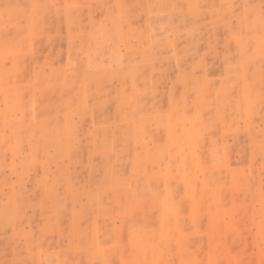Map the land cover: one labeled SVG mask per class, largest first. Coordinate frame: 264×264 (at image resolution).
Masks as SVG:
<instances>
[{
	"label": "rangeland",
	"instance_id": "rangeland-1",
	"mask_svg": "<svg viewBox=\"0 0 264 264\" xmlns=\"http://www.w3.org/2000/svg\"><path fill=\"white\" fill-rule=\"evenodd\" d=\"M3 80L0 264H264V0H0Z\"/></svg>",
	"mask_w": 264,
	"mask_h": 264
},
{
	"label": "crops",
	"instance_id": "crops-1",
	"mask_svg": "<svg viewBox=\"0 0 264 264\" xmlns=\"http://www.w3.org/2000/svg\"><path fill=\"white\" fill-rule=\"evenodd\" d=\"M99 68H101L100 65H97L96 66V69H99ZM135 70L136 69L130 71V73L136 75ZM7 82H5L4 80L3 81H0V88L2 89V87L4 86V83H7ZM132 93L135 94L136 91L134 90ZM39 97H41V95H39ZM27 99H29V101L31 100V103L32 104H35L36 103V99L34 98V95H32V96L29 95V97L26 96L25 99H23V101H25ZM16 106L17 105L13 104V111L15 110V107ZM188 106L189 105H188L187 101L184 100L183 101L184 114L181 115V118H182L181 120H178L177 118H174V117H171V116L169 117L170 118V121H171V124H169L167 126V128H166V130H167L166 138L169 139L170 142L174 141L173 142V146L174 147H178L179 150H183L184 152L187 153V155L184 154L185 155V160L182 161L181 163L182 164L185 163V166L187 165L188 167H190L193 164L192 159L196 155V146H197L196 145V142H198L199 136L193 134V126H187L186 125V121H189V122L192 121V118L190 117V114L188 113V110H189L188 109ZM23 107L24 106H22V108ZM40 107H41V104H40ZM31 108H32V106H30V104H29V109H31ZM29 109L26 108V110H29ZM39 109L42 110V111H40V116L44 112L47 113L46 107H45V103L42 105V108H39ZM126 112L127 111L125 109H122L121 114H122V116L128 118V113H126ZM133 112H135V111H133ZM133 114L136 117V119L139 120V117H138L139 114L137 113V111H136V114L135 113H133ZM13 122H14L13 123V126H16V125H19L20 124V122L17 121V120H15V119H14ZM199 124H200L201 127L204 126L203 122L200 119H199ZM66 125H70V123H69L68 120H66ZM176 125H180L181 126L180 135H178L176 133V131L174 130ZM40 131H41V129H40ZM32 135L33 136H32V139L31 140L32 141L33 140H36V138L34 137L35 136V133H33ZM0 140L3 141V138L0 137ZM37 140H40V139H37ZM67 141H68V139L66 140V142ZM147 153L148 152H145L146 155H144L141 158H139L142 161V163H140V161H138V160L136 161V164H135L136 167L141 168V165L146 164L147 161H150L152 159V157L154 155H152V154L151 155H148ZM124 200L126 201L125 198H124ZM163 205L170 206L171 204L168 201V199H166V201L163 203ZM167 214H170V213L167 212ZM169 216L170 215H168V217ZM165 220H167V222H169L170 220L173 221L174 218L165 219Z\"/></svg>",
	"mask_w": 264,
	"mask_h": 264
}]
</instances>
